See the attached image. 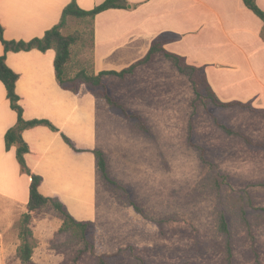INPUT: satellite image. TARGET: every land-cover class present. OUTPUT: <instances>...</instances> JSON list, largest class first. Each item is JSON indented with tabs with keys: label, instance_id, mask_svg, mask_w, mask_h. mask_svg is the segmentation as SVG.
I'll return each instance as SVG.
<instances>
[{
	"label": "rangeland",
	"instance_id": "1",
	"mask_svg": "<svg viewBox=\"0 0 264 264\" xmlns=\"http://www.w3.org/2000/svg\"><path fill=\"white\" fill-rule=\"evenodd\" d=\"M62 33L76 36L74 53L84 55L68 66L69 74L90 73L91 21L69 18ZM104 81L108 93L150 131L142 133L109 109L101 150L109 177L127 190L146 219L96 175L91 245L58 234L60 217L46 207L34 212L29 223L32 263L94 264L105 256L108 264H264V150L257 146L264 144V111L222 109L197 98L187 77L162 56L137 67L124 81ZM215 119L252 145L226 134ZM210 165L227 179L216 178ZM221 212L229 226L230 263L217 230ZM19 222L12 226L4 264H21Z\"/></svg>",
	"mask_w": 264,
	"mask_h": 264
},
{
	"label": "crops",
	"instance_id": "2",
	"mask_svg": "<svg viewBox=\"0 0 264 264\" xmlns=\"http://www.w3.org/2000/svg\"><path fill=\"white\" fill-rule=\"evenodd\" d=\"M105 0H76L90 11ZM128 9H110L92 21L90 72L121 71L142 59L152 41L163 33L177 40L163 48L201 68L222 103L240 102L264 111V39L262 22L243 0H126ZM70 0H0V25L8 41L40 38L56 25ZM264 11V0H255ZM134 6V8H131ZM74 53L68 66L81 61ZM3 48L0 44V56ZM53 50L8 52L6 66L17 75L15 93L26 121H48L56 131L37 125L22 132L24 155L38 188L56 197L76 221L97 217V176L94 150H102L110 110L84 85L78 94L60 87ZM17 120L0 82V264L6 260L12 226L27 213L31 177L23 173L14 149L5 150L4 135ZM103 132V133H102ZM70 140L73 151L62 139ZM34 213H31V216Z\"/></svg>",
	"mask_w": 264,
	"mask_h": 264
},
{
	"label": "trees",
	"instance_id": "3",
	"mask_svg": "<svg viewBox=\"0 0 264 264\" xmlns=\"http://www.w3.org/2000/svg\"><path fill=\"white\" fill-rule=\"evenodd\" d=\"M243 4L262 22L263 27L261 37L264 39V11L257 6L255 0H243ZM129 6L130 4L126 0H105L92 10L85 11L78 7L76 0H70L69 4L62 10L59 22L47 30L42 37L33 38L29 41L5 40L3 37V28L0 25V44L3 48V54L0 56V82L5 89L6 99L9 102L11 110H13L17 115L16 123L9 128L4 135V146L6 151L14 149L15 159L20 166L21 171L31 177L27 213L21 216L19 222V239L21 240V243L17 249V254L21 264H33L31 261L34 248L33 236L29 227L31 213L40 211L46 207H51L61 220V225L57 233H68L72 238L85 244L86 247L91 245L90 241L92 240V232L95 225L91 221H76L58 198L45 197L41 195L38 188L42 182V178L40 176L31 175L29 170L26 168L24 155L28 152V147L22 140V132L37 125H44L52 131H56V128L48 121H26L23 119L22 109L18 105V96L15 93V83L18 77L6 66L5 63L6 54L8 52L30 51L33 49L41 52L53 50L55 53L53 63L55 77L62 89L70 91L73 94H78L80 86L84 85L88 92H90L94 97L103 99L110 110L118 111L122 118L126 121H133L136 128L147 135L150 134V131L143 119L139 115L129 112L124 105L108 93L107 85L104 79L106 77H114L120 81H124L128 76H132L134 74L137 67L150 64L156 56H162L178 71V73L187 77L197 98L208 100L215 107L222 109L240 107L248 109L252 112H263L252 108L249 104H242L240 102H220L208 85L205 74L201 68L188 65L183 57L170 53L163 48L164 44L177 40V37L170 33H163L156 37L152 41L148 52L142 59L134 62L121 71H102L95 75L92 72H87L85 69H80L74 75H70L68 72V63L71 56V48L76 43L77 37L71 34L64 35L62 33V29L64 28L67 20L69 18L84 19L90 20L92 24L94 17L99 13L110 9H128ZM131 8H134V6H131ZM215 124L226 134L230 136H238L246 144L252 145L251 141L247 137L233 131L217 119H215ZM62 139L73 151L77 153L83 152V150L75 148L70 140L64 135H62ZM257 146L264 150V144H258ZM198 150L200 152V160L205 162L202 149L198 147ZM93 154L95 157L96 175L98 178L102 180L104 185H106L120 201L125 203L127 207L131 208L136 215L146 219L142 209L133 200V198L130 197L127 190L109 177L107 172V163L103 152L97 149L93 151ZM210 168L214 171L215 176H217L216 178H221V180L227 179L225 175L223 176L216 171V167L214 165H210ZM119 193L121 195H118ZM217 230L225 241L224 245L226 249L227 261L230 263L232 258V247L229 240L230 233L228 222L223 212L219 214ZM107 259L108 257L105 256L97 257L94 264H108Z\"/></svg>",
	"mask_w": 264,
	"mask_h": 264
}]
</instances>
